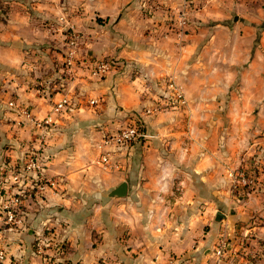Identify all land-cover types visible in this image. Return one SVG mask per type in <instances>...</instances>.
<instances>
[{
    "label": "crops",
    "instance_id": "0c3cea01",
    "mask_svg": "<svg viewBox=\"0 0 264 264\" xmlns=\"http://www.w3.org/2000/svg\"><path fill=\"white\" fill-rule=\"evenodd\" d=\"M140 2L152 8L149 15L134 19L128 9L111 27L82 28L97 32L81 54L110 59L106 73L79 68L64 82L51 80L48 93L34 83L62 55L40 21L61 12L39 0H0V169L40 149L38 178L54 180L42 196L23 198L21 227L0 226L2 264H46L35 245L41 233L63 245L57 254L46 250L52 264H167L170 257L177 264H250L242 249H264L256 245L264 205L258 197L234 198L230 175L264 122V0ZM183 5L185 26L169 30ZM169 81L182 93L179 103L167 105ZM11 100L32 121L50 123H31L12 111ZM62 101L66 109L55 110ZM154 106L160 109L143 115L144 139L114 152L103 144L128 112ZM123 182L125 195L111 196ZM253 216L260 221L251 228L254 244L234 246L233 228ZM222 236L231 251L217 262ZM260 254L251 264H264Z\"/></svg>",
    "mask_w": 264,
    "mask_h": 264
},
{
    "label": "rangeland",
    "instance_id": "374dc122",
    "mask_svg": "<svg viewBox=\"0 0 264 264\" xmlns=\"http://www.w3.org/2000/svg\"><path fill=\"white\" fill-rule=\"evenodd\" d=\"M8 1H18V0H8ZM40 2L52 3L56 8H58L59 15L56 18H42L40 17L41 24H44V27L53 35H56L52 38L57 42L56 49L61 52V59L57 60L55 65L52 67L50 71L44 73L43 77L39 78V82H35L34 85L40 86V91L43 89L46 92L51 93L52 90L49 89L51 85V80L63 81L70 78L73 74L77 72L79 68H85L91 71L93 75V64L95 59H86L85 56L82 55V45L87 38V36L94 35L96 32H84L82 29L86 24L88 29H102V25L106 22L110 25H113L116 17L121 13H126L128 9L132 10V16L135 19L136 17H142L144 14L149 15L147 8L141 4V0H39ZM152 0H150L149 5H152ZM156 0V3H158ZM149 8V6H147ZM50 20V21H49ZM82 25V26H81ZM43 27V26H42ZM86 28V27H85ZM74 38V44L68 45V38ZM69 49L74 50V56L70 59V63L67 64L66 53H68ZM104 58V57H103ZM101 58V59H103ZM67 59L68 56H67ZM106 59V58H105ZM84 60V61H83ZM92 61V62H91ZM89 62V65H87ZM92 66V67H91ZM57 76H56V73ZM55 75V79L53 78ZM0 93H2L0 88ZM16 101L13 102L11 100L9 102V106H11L12 111L15 113H22L26 116V118L31 121V123L40 126L41 128L46 127L50 121L46 123L43 121H32V116H30L29 111L26 109L21 110L20 106L15 105ZM14 104V105H13ZM6 107L0 106V117H2ZM129 115V112L125 117H122L120 123L124 121ZM253 127L256 126L257 123H249ZM260 125L261 130L257 132V134L248 140L246 148L242 151L239 156L237 164L233 167L230 172L232 178L231 191L234 198L239 199H252L259 198L261 199V204L264 205V122L258 123ZM227 123H219V129L226 128ZM240 125V124H238ZM240 126H233L234 129ZM116 130V129H115ZM219 141V140H218ZM220 144V143H219ZM36 149V148H34ZM36 151V152H35ZM32 152V148L26 151L22 156L17 158L12 162V164H8L7 168L3 165L4 169H0L4 171L0 173V226L4 225L8 227V229H17L19 226L21 227L23 224L22 217V208L23 206V198H34L37 196H42L43 192L47 189L52 188L53 186L47 185L43 190H39L38 186V175L39 169L41 172L45 167V160H43V155L39 153L40 149ZM6 160V159H5ZM3 163H7L8 161H1ZM6 168V169H5ZM42 175V174H41ZM43 177V175H42ZM46 178H41V181ZM51 180V179H50ZM47 181V180H46ZM52 181H54L52 179ZM252 197V198H250ZM260 201V200H259ZM256 224H260L259 219L256 216L250 218L244 225H237L233 228L232 236L234 237L233 244L243 248L247 245H253L255 242L254 237H252L251 229ZM0 227V228H1ZM249 229V230H246ZM55 236H49L47 234L41 233L38 234L35 240L36 250L39 255H43V259L46 258L45 252L49 247L46 246L43 248H39L40 242L44 241L46 244L50 243V238ZM236 240V241H235ZM238 240V241H237ZM60 243V242H59ZM51 245V244H50ZM236 245V246H237ZM263 245L264 248V237L258 240V244ZM40 249V252L38 250ZM236 251L233 253H237ZM243 253H241V257L248 258L247 262L250 264L255 263L257 259L261 258L260 251L264 254L263 250H258L255 254H252V251H247L242 249ZM232 252L228 255L229 258L233 257L234 254ZM5 257V249L0 246V264ZM240 258V257H238ZM237 258V259H238Z\"/></svg>",
    "mask_w": 264,
    "mask_h": 264
},
{
    "label": "built area",
    "instance_id": "2783aa9c",
    "mask_svg": "<svg viewBox=\"0 0 264 264\" xmlns=\"http://www.w3.org/2000/svg\"><path fill=\"white\" fill-rule=\"evenodd\" d=\"M188 9L186 8L184 5L183 7L177 11L175 17H176V25L173 22H169L167 24V27L169 30L172 31H180L182 30V28L185 26L186 24V14L188 13ZM68 38V45H73L74 44V38L73 37H67ZM74 50L69 49L68 53H66V60L67 64L70 63V59L73 58L74 56ZM67 56L69 59H67ZM114 63L110 60V59H96L94 64H93V74H96L98 76L106 73L111 65H113ZM168 88L170 89V91L172 92V94L167 97V105L169 103L171 104H176L179 103L180 101H182V93H180V91L178 90V88L176 87L175 83L173 81H169L167 84ZM91 103H94V101H91ZM66 102L62 101L57 103V105L54 107L55 110H65L67 105H65ZM70 106V105H69ZM160 109L159 106H154L153 108H146L145 110L141 112H132L129 113V115L124 119L123 123L119 124V126L116 128L115 131L109 133L106 137H104L103 139V144L104 145H108V146H112L113 147V152L116 151V149H125V148H129L131 147V145L137 141H140L141 139H144L146 137V134L143 131L142 128V122H143V115H148V114H152L156 111H158ZM45 122L47 123L48 121L45 120ZM103 157L101 158L102 162L107 160V156L102 155ZM47 180V181H46ZM54 185V181L50 180V179H45L43 181H41V179L38 180V186L37 188L41 191L43 190L45 187H47V185ZM50 238V243L48 242V244H46L44 241L40 242L39 248H42L41 244H45L43 245V248L48 246L49 248L53 249V251L57 254L58 252H60V248H59V243L60 241L54 237H49ZM51 244V245H50ZM42 248V249H43ZM231 248V244L230 242L225 238V237H220V239L218 240L215 248H214V255L216 257L217 262H219L222 258L225 257V255L228 254ZM38 252H40V249L38 250ZM231 253V252H230ZM43 254H45L46 259L45 263L46 264H52V261L48 260V257L50 256V254H48L46 251L43 252ZM1 260V259H0ZM167 264H177L176 260L172 257H170L168 259Z\"/></svg>",
    "mask_w": 264,
    "mask_h": 264
},
{
    "label": "water",
    "instance_id": "95a60500",
    "mask_svg": "<svg viewBox=\"0 0 264 264\" xmlns=\"http://www.w3.org/2000/svg\"><path fill=\"white\" fill-rule=\"evenodd\" d=\"M126 193V183H120L111 193V196H124ZM223 214L220 211L216 212V220H220Z\"/></svg>",
    "mask_w": 264,
    "mask_h": 264
},
{
    "label": "trees",
    "instance_id": "16d2710c",
    "mask_svg": "<svg viewBox=\"0 0 264 264\" xmlns=\"http://www.w3.org/2000/svg\"><path fill=\"white\" fill-rule=\"evenodd\" d=\"M59 248H60V251H61L62 248H63V245L62 244H59Z\"/></svg>",
    "mask_w": 264,
    "mask_h": 264
}]
</instances>
